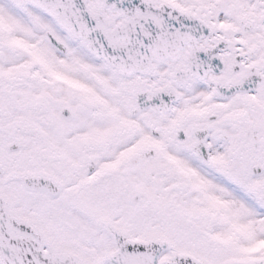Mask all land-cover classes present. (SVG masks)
Returning a JSON list of instances; mask_svg holds the SVG:
<instances>
[{
	"label": "snow or ice",
	"instance_id": "snow-or-ice-1",
	"mask_svg": "<svg viewBox=\"0 0 264 264\" xmlns=\"http://www.w3.org/2000/svg\"><path fill=\"white\" fill-rule=\"evenodd\" d=\"M0 264H264V0H0Z\"/></svg>",
	"mask_w": 264,
	"mask_h": 264
}]
</instances>
